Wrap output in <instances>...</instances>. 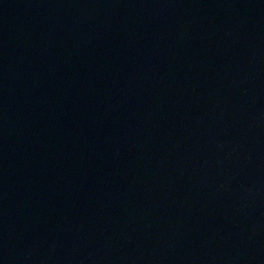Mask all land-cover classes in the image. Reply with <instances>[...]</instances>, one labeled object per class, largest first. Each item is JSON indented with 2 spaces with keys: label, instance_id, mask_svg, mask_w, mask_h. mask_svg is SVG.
<instances>
[{
  "label": "water",
  "instance_id": "obj_1",
  "mask_svg": "<svg viewBox=\"0 0 264 264\" xmlns=\"http://www.w3.org/2000/svg\"><path fill=\"white\" fill-rule=\"evenodd\" d=\"M0 264H264V0H0Z\"/></svg>",
  "mask_w": 264,
  "mask_h": 264
}]
</instances>
